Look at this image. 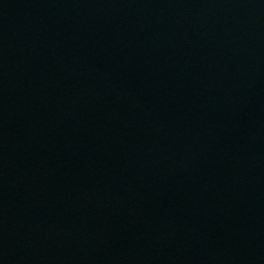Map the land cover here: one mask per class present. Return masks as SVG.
I'll use <instances>...</instances> for the list:
<instances>
[{
  "label": "water",
  "instance_id": "95a60500",
  "mask_svg": "<svg viewBox=\"0 0 264 264\" xmlns=\"http://www.w3.org/2000/svg\"><path fill=\"white\" fill-rule=\"evenodd\" d=\"M0 264H264V0H0Z\"/></svg>",
  "mask_w": 264,
  "mask_h": 264
}]
</instances>
